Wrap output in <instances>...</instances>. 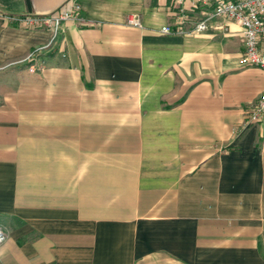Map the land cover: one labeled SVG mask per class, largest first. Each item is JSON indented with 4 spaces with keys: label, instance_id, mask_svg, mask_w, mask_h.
<instances>
[{
    "label": "crops",
    "instance_id": "crops-1",
    "mask_svg": "<svg viewBox=\"0 0 264 264\" xmlns=\"http://www.w3.org/2000/svg\"><path fill=\"white\" fill-rule=\"evenodd\" d=\"M73 2L56 38L14 20ZM172 10L0 0V264H264V70Z\"/></svg>",
    "mask_w": 264,
    "mask_h": 264
},
{
    "label": "built area",
    "instance_id": "built-area-1",
    "mask_svg": "<svg viewBox=\"0 0 264 264\" xmlns=\"http://www.w3.org/2000/svg\"><path fill=\"white\" fill-rule=\"evenodd\" d=\"M81 14V4L73 2L70 7L50 14H27L14 20L28 29L47 30L56 38L66 22L79 20ZM171 14L173 23L163 28L165 34L194 37L217 31L239 35L244 46L243 63L264 70V0H173ZM229 24H234L238 30L232 32ZM127 25L142 28L141 17L129 16ZM263 120L264 92L249 115L251 124H259ZM5 240L6 233L0 226V245Z\"/></svg>",
    "mask_w": 264,
    "mask_h": 264
}]
</instances>
